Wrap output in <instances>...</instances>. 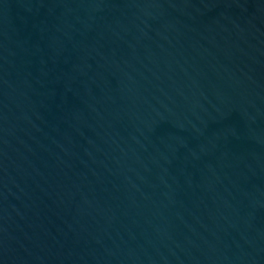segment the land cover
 <instances>
[{"label": "water", "instance_id": "1", "mask_svg": "<svg viewBox=\"0 0 264 264\" xmlns=\"http://www.w3.org/2000/svg\"><path fill=\"white\" fill-rule=\"evenodd\" d=\"M0 264H264V0H0Z\"/></svg>", "mask_w": 264, "mask_h": 264}]
</instances>
